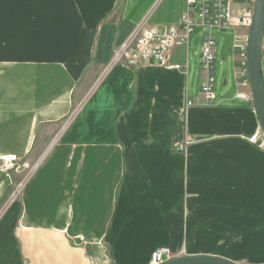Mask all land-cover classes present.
Masks as SVG:
<instances>
[{
  "label": "crops",
  "instance_id": "0c3cea01",
  "mask_svg": "<svg viewBox=\"0 0 264 264\" xmlns=\"http://www.w3.org/2000/svg\"><path fill=\"white\" fill-rule=\"evenodd\" d=\"M231 1L235 16L255 3ZM185 9L0 0V156L27 164L0 171V264H152L164 247L264 264V148L249 140L262 127L237 97L250 81L225 77L199 104L200 28L167 64H112L138 24L176 26ZM232 44L220 59L234 68Z\"/></svg>",
  "mask_w": 264,
  "mask_h": 264
},
{
  "label": "built area",
  "instance_id": "2783aa9c",
  "mask_svg": "<svg viewBox=\"0 0 264 264\" xmlns=\"http://www.w3.org/2000/svg\"><path fill=\"white\" fill-rule=\"evenodd\" d=\"M231 0H186V9L181 15L180 23L176 26L161 28L158 25H147L141 22L127 41L115 49L112 64H124L135 68L141 64H167L174 48L186 45L190 35L196 28L203 31L200 47V64L203 73L199 104L208 106L215 103V61L217 50V31H234L233 60L240 63L234 67L237 85H249L248 49L249 33L254 20L255 3L248 5L238 16L233 12ZM239 27L246 29V33L238 32ZM136 40L135 46H133ZM182 68L181 65H175ZM241 99H252L250 93L237 92ZM195 102L189 101V105ZM264 148L263 130L253 133L249 138ZM183 149V146H180ZM21 160L17 154H3L0 156V171H17ZM20 167V168H19ZM19 168V169H18ZM34 168V167H33ZM30 168V171L33 170ZM170 250L166 247L155 250L152 254V264H163L170 257Z\"/></svg>",
  "mask_w": 264,
  "mask_h": 264
},
{
  "label": "water",
  "instance_id": "95a60500",
  "mask_svg": "<svg viewBox=\"0 0 264 264\" xmlns=\"http://www.w3.org/2000/svg\"><path fill=\"white\" fill-rule=\"evenodd\" d=\"M264 37V0H255V14L249 33L248 68L253 103L264 132V91L262 87V42ZM163 264H239L220 256L197 254L167 260Z\"/></svg>",
  "mask_w": 264,
  "mask_h": 264
},
{
  "label": "rangeland",
  "instance_id": "374dc122",
  "mask_svg": "<svg viewBox=\"0 0 264 264\" xmlns=\"http://www.w3.org/2000/svg\"><path fill=\"white\" fill-rule=\"evenodd\" d=\"M233 30L229 29L225 32H216V37H217V43H218V54H217V60L215 63V76L217 77V81H216V86H215V91L218 92H223L224 86H223V80L225 77H229L230 79H232L233 74V66H231L230 62H223L220 59L221 54H223L224 52H226V50H230L231 44H232V39H233ZM232 80L230 82V85L228 86V88H230L232 86ZM80 112V107L77 108V113ZM23 164H20V167ZM19 167V168H20ZM18 168V169H19ZM26 168V167H25ZM23 169V167H21L19 169V172H21V170ZM16 171V170H15ZM18 171V170H17ZM13 172V171H11ZM19 188H17L15 190V194L18 193ZM175 255V254H174ZM184 254H178L175 255L176 257L179 256H183ZM175 256L173 258H175Z\"/></svg>",
  "mask_w": 264,
  "mask_h": 264
}]
</instances>
